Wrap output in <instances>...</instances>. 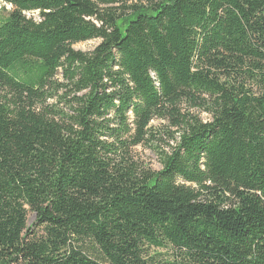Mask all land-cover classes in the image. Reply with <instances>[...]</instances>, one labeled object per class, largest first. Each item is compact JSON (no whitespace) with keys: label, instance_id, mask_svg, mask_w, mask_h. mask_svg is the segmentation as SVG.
I'll use <instances>...</instances> for the list:
<instances>
[{"label":"trees","instance_id":"trees-1","mask_svg":"<svg viewBox=\"0 0 264 264\" xmlns=\"http://www.w3.org/2000/svg\"><path fill=\"white\" fill-rule=\"evenodd\" d=\"M0 2V264H264V0Z\"/></svg>","mask_w":264,"mask_h":264},{"label":"rangeland","instance_id":"rangeland-1","mask_svg":"<svg viewBox=\"0 0 264 264\" xmlns=\"http://www.w3.org/2000/svg\"><path fill=\"white\" fill-rule=\"evenodd\" d=\"M121 4V3H120ZM120 4H116L120 6ZM13 10L10 4L0 2V19H5L9 12ZM27 16L39 19L38 12H27ZM100 42L98 39L89 40L85 42H79L74 45L76 50L81 51H92ZM58 82H63V79L58 76L56 79ZM66 89L61 90H51V93L56 94L54 98L48 100L49 105L56 106V108L66 109L64 103V97L66 94ZM197 113V112H196ZM202 119L209 120L210 116L206 113H200ZM152 131L155 133L157 139L147 141L143 145L136 146L133 149L134 158L139 162L140 165L151 168L152 170H160L162 168L161 164V154L162 151L169 152L171 146L175 144L174 139H172V133L176 131L177 128L170 126L166 120H154L151 123ZM35 215L33 213L29 214L28 226L32 227V231H37V227H34Z\"/></svg>","mask_w":264,"mask_h":264}]
</instances>
